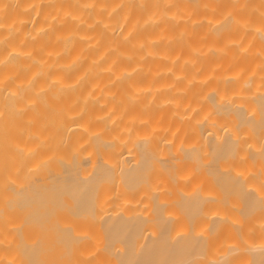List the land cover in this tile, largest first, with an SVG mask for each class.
I'll list each match as a JSON object with an SVG mask.
<instances>
[{
	"label": "bare ground",
	"instance_id": "obj_1",
	"mask_svg": "<svg viewBox=\"0 0 264 264\" xmlns=\"http://www.w3.org/2000/svg\"><path fill=\"white\" fill-rule=\"evenodd\" d=\"M0 264H264V0H0Z\"/></svg>",
	"mask_w": 264,
	"mask_h": 264
}]
</instances>
